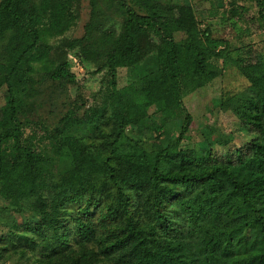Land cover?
Returning a JSON list of instances; mask_svg holds the SVG:
<instances>
[{"label":"trees","instance_id":"16d2710c","mask_svg":"<svg viewBox=\"0 0 264 264\" xmlns=\"http://www.w3.org/2000/svg\"><path fill=\"white\" fill-rule=\"evenodd\" d=\"M78 1L0 0V259L264 264V56H232L191 1L89 0L82 36L64 48L105 75L101 99L26 133L40 87L63 94L76 83L51 40L74 25ZM225 67L248 82L219 102L237 128L208 127L205 145L186 146L183 84L204 87ZM237 133L245 143L233 144Z\"/></svg>","mask_w":264,"mask_h":264},{"label":"rangeland","instance_id":"374dc122","mask_svg":"<svg viewBox=\"0 0 264 264\" xmlns=\"http://www.w3.org/2000/svg\"><path fill=\"white\" fill-rule=\"evenodd\" d=\"M172 1H191L196 10L199 27L201 29L208 27L214 37L226 41L232 56L236 53L242 54L247 49H253L264 56V27L260 28L257 25V6L254 0ZM231 2L234 3L231 4ZM74 12L77 14L74 25L63 36L51 40V54L65 55L71 71L76 76V83L69 85L63 94H60L58 90L51 92L47 83L42 85L41 95L38 98L40 107L28 115L29 125H27L26 133H30L31 128L40 132L37 122L45 121L48 125L52 124L74 102H82L85 107H89L93 102L101 99L99 92L106 85L105 75L102 72L92 73V66H82L75 54L76 49L64 48L66 41L82 36L84 24L90 13L89 0H79L74 6ZM213 62L221 66V60H213ZM129 80L125 69L117 70V86H126ZM247 87V80L233 67H225L218 77L204 87L193 88L189 82L183 84L182 102L192 116L187 132L188 138L183 141V144L189 147L205 145V142L201 141L202 132H205L208 127H213L211 129L214 130L212 131L214 136H224L229 132H235L237 125L234 119L229 113L219 110V102L227 97L240 95ZM129 132H132L130 128ZM234 137V145L245 143L246 137L240 133L235 134ZM215 151L220 152L221 147H216ZM0 264H18V261L11 258L0 259Z\"/></svg>","mask_w":264,"mask_h":264}]
</instances>
